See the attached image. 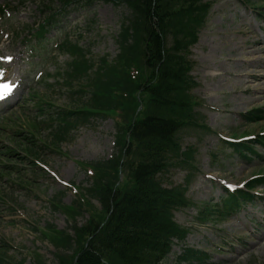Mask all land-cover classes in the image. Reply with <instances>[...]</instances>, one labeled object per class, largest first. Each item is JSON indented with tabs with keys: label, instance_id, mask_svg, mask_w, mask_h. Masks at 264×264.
I'll return each instance as SVG.
<instances>
[{
	"label": "rangeland",
	"instance_id": "obj_1",
	"mask_svg": "<svg viewBox=\"0 0 264 264\" xmlns=\"http://www.w3.org/2000/svg\"><path fill=\"white\" fill-rule=\"evenodd\" d=\"M71 1L81 4L68 11L64 20L68 26L61 33V42L68 38L72 44H78L84 50L86 59L95 67L105 57L110 61L116 60L120 54L118 41L122 18L126 17L125 6H115L107 0H94L89 8L82 5L85 0ZM1 5L19 9L12 23L23 35L24 26L28 30L27 27L40 20L41 0H24V3L22 0H0ZM250 6V9L246 8L239 0H215L207 28L192 48L191 58L195 66L191 74L197 84L194 94L204 103V107L197 108L203 117L196 114V123L207 126L209 130L187 127L180 131L178 137L183 148L181 153L187 150L192 153V158L186 159L184 168L193 163L195 151L191 172L197 178L189 188L188 197L198 205L215 206L225 199L219 186L203 178L205 174L213 175L217 184L235 189H243L258 174L264 175V160L259 157L242 159L232 154L230 149L217 160L213 157L220 135L239 138L258 134L264 129V122L247 126L241 118V114L253 108L264 107V62L256 63L254 59L260 55L252 53L257 47L252 42L253 36L264 39V22L260 21L256 27L254 19L264 6ZM244 16L248 18L251 29L246 26ZM238 26H241L243 37L234 30ZM8 27L9 24L2 30L6 34L14 32ZM56 33L54 31L49 36ZM245 35L251 38L246 40ZM8 42H5L1 56L6 61L13 57L14 61L9 65L12 68L11 77L23 81L21 89L26 99L22 101V97L14 108L0 112V118L4 119L0 123L3 128L0 130V153L6 148L15 149L20 157L26 159L31 156L45 164L48 170L39 167L33 169V165L26 160L19 164L21 168L19 166L16 174L14 171L9 175L2 169L5 162L0 160V261L1 264H38L41 259L43 264H58L56 254L65 252L71 255L75 252L71 249L58 250L43 235L44 229L49 224L58 230H67L73 240L76 236L70 230L71 219L52 207V199L61 195V201L66 206L79 201L78 195L67 187L68 182L77 186L87 199L91 181L83 165L99 164L110 158L112 149L115 150L117 128L110 118L94 119L87 126L72 129L62 145L58 146L59 151L55 152L54 135L59 132L58 114L78 110L88 102L90 96L83 93L88 79L72 77L69 73L71 57L56 48L52 50L47 66L39 69L42 75L31 89V83L26 82L28 66L25 61L39 62L43 57V48L25 50L23 46L8 45ZM39 55L42 57L38 58ZM248 73L258 76L247 78ZM72 79L76 80L74 84H66ZM28 85L30 87L25 88ZM212 107L216 110H212ZM28 140L39 148L35 149L36 157L28 150ZM114 152L118 153L119 148ZM255 152L264 156L261 146L256 147ZM186 175L187 170L173 167L162 180H167L166 183L171 186L181 185ZM253 192L264 194V187L259 186ZM93 204L95 209H100L98 202L94 201ZM261 207H264V201H257L254 206L248 205L241 213L226 220H209L207 224L213 225L208 227L213 229L201 227L191 232L189 246L208 249L213 254L211 262L214 264H264V238L259 239L250 233L246 238L249 244L243 246L239 242L243 237L240 221L249 212L258 211ZM196 217L195 208L176 214L182 224ZM77 218L79 228L88 225V213ZM249 221L252 223V219ZM225 242L231 243L227 244L226 251L220 254L214 252L217 245ZM72 244L74 248L78 247Z\"/></svg>",
	"mask_w": 264,
	"mask_h": 264
},
{
	"label": "trees",
	"instance_id": "obj_2",
	"mask_svg": "<svg viewBox=\"0 0 264 264\" xmlns=\"http://www.w3.org/2000/svg\"><path fill=\"white\" fill-rule=\"evenodd\" d=\"M123 1L134 9L130 24L141 46L139 57L142 55L141 61L151 74L140 83H124L122 87L143 92L146 109L133 126L128 125L133 139L129 156L135 161L129 170L128 188L115 202L105 226L86 233L93 239L77 264H155L158 256L167 252L170 239L181 234L168 210L175 202L171 195L178 198L177 191L169 192L171 195L161 191L157 175L169 167L167 155L175 147L176 129L194 107L189 99L191 83L185 59L177 54L195 40L204 10L198 0ZM192 20L196 25H191ZM139 31L142 34L138 36ZM168 35L176 38L173 50L164 43ZM137 44L130 49L136 56ZM115 86L108 82L105 89L110 92ZM107 102L113 103L110 99ZM111 193L109 187H99L108 210ZM60 262L69 264L65 259Z\"/></svg>",
	"mask_w": 264,
	"mask_h": 264
},
{
	"label": "bare ground",
	"instance_id": "obj_3",
	"mask_svg": "<svg viewBox=\"0 0 264 264\" xmlns=\"http://www.w3.org/2000/svg\"><path fill=\"white\" fill-rule=\"evenodd\" d=\"M261 44L260 47H257V50L255 52H252L253 54H258L260 56H258L257 58L254 59V61H256V63H260V62H264V56H261L262 54H264V48L262 46V43L261 41H257L256 44ZM255 76H258L257 74L255 73H248L246 74V77L247 78H250V77H255Z\"/></svg>",
	"mask_w": 264,
	"mask_h": 264
},
{
	"label": "snow or ice",
	"instance_id": "obj_4",
	"mask_svg": "<svg viewBox=\"0 0 264 264\" xmlns=\"http://www.w3.org/2000/svg\"><path fill=\"white\" fill-rule=\"evenodd\" d=\"M6 90H9V91H10V88H8V87L6 86Z\"/></svg>",
	"mask_w": 264,
	"mask_h": 264
}]
</instances>
